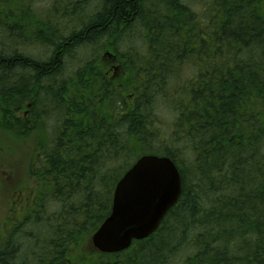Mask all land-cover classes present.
<instances>
[{
    "label": "trees",
    "instance_id": "trees-1",
    "mask_svg": "<svg viewBox=\"0 0 264 264\" xmlns=\"http://www.w3.org/2000/svg\"><path fill=\"white\" fill-rule=\"evenodd\" d=\"M10 1L0 131L39 139L0 264H264V0ZM144 154L175 162L181 196L149 237L98 252L90 237Z\"/></svg>",
    "mask_w": 264,
    "mask_h": 264
},
{
    "label": "water",
    "instance_id": "water-1",
    "mask_svg": "<svg viewBox=\"0 0 264 264\" xmlns=\"http://www.w3.org/2000/svg\"><path fill=\"white\" fill-rule=\"evenodd\" d=\"M182 193V180L168 156L144 154L116 182L109 214L90 237L101 253H118L149 237Z\"/></svg>",
    "mask_w": 264,
    "mask_h": 264
},
{
    "label": "rangeland",
    "instance_id": "rangeland-1",
    "mask_svg": "<svg viewBox=\"0 0 264 264\" xmlns=\"http://www.w3.org/2000/svg\"><path fill=\"white\" fill-rule=\"evenodd\" d=\"M11 2L10 0H2ZM30 1V0H29ZM55 0H38L35 3L37 8L46 7L49 3ZM92 1V2H91ZM95 0H90L88 3H94ZM191 7L194 10L201 8V3L198 0H191ZM32 6V8H34ZM89 10V9H88ZM27 27V31H29ZM4 49L8 52V47H11V43L4 40ZM19 51L32 54V56H42L46 58V55H42L44 48L39 46H18ZM68 64V63H67ZM109 65L112 66L111 72L118 70L119 65L116 61H112ZM21 115V114H20ZM39 136L36 137L35 133H28V135H15L9 132L0 131V225L6 222L7 217L15 212V206L17 204L18 210L21 209V201L27 204L28 196L31 195L30 185L32 179L29 177V167L32 163L35 151L36 141ZM28 197V198H27ZM20 202V203H18ZM13 217V215L11 216ZM14 218V217H13Z\"/></svg>",
    "mask_w": 264,
    "mask_h": 264
},
{
    "label": "bare ground",
    "instance_id": "bare-ground-1",
    "mask_svg": "<svg viewBox=\"0 0 264 264\" xmlns=\"http://www.w3.org/2000/svg\"><path fill=\"white\" fill-rule=\"evenodd\" d=\"M222 8V7H221ZM63 67V66H62Z\"/></svg>",
    "mask_w": 264,
    "mask_h": 264
}]
</instances>
